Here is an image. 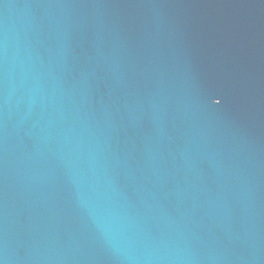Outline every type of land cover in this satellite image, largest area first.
<instances>
[{
	"label": "water",
	"instance_id": "1",
	"mask_svg": "<svg viewBox=\"0 0 264 264\" xmlns=\"http://www.w3.org/2000/svg\"><path fill=\"white\" fill-rule=\"evenodd\" d=\"M0 264H264V0H0Z\"/></svg>",
	"mask_w": 264,
	"mask_h": 264
}]
</instances>
